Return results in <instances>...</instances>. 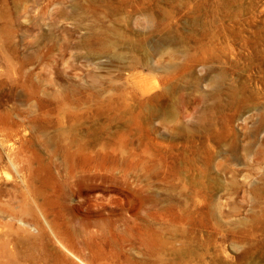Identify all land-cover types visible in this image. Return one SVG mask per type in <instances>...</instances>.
Instances as JSON below:
<instances>
[{
    "label": "rangeland",
    "instance_id": "1",
    "mask_svg": "<svg viewBox=\"0 0 264 264\" xmlns=\"http://www.w3.org/2000/svg\"><path fill=\"white\" fill-rule=\"evenodd\" d=\"M0 264H264V0H0Z\"/></svg>",
    "mask_w": 264,
    "mask_h": 264
}]
</instances>
